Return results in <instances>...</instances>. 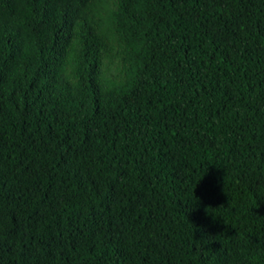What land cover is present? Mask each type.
<instances>
[{
	"label": "trees",
	"instance_id": "1",
	"mask_svg": "<svg viewBox=\"0 0 264 264\" xmlns=\"http://www.w3.org/2000/svg\"><path fill=\"white\" fill-rule=\"evenodd\" d=\"M0 264H264V0H0Z\"/></svg>",
	"mask_w": 264,
	"mask_h": 264
}]
</instances>
